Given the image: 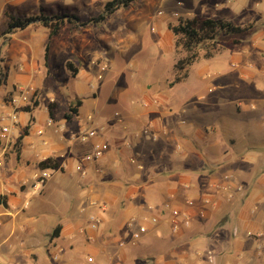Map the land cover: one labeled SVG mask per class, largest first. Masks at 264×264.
<instances>
[{
	"label": "crops",
	"instance_id": "crops-1",
	"mask_svg": "<svg viewBox=\"0 0 264 264\" xmlns=\"http://www.w3.org/2000/svg\"><path fill=\"white\" fill-rule=\"evenodd\" d=\"M35 2L6 0L0 23L6 12L14 15V7L26 11ZM256 6L261 10L249 42L228 49L225 62L219 58L224 70L197 77L200 84H212L189 94L179 107L168 93L188 81L191 67L186 78L171 85L173 78L170 89L140 83L129 98L111 94L117 105L112 112L100 106L112 98L92 92L93 68L78 62V73L70 76L64 64L67 77L76 81L74 99L58 83L48 90L64 98L63 105L67 98L69 107L58 114V101L51 113L49 101L38 128L33 127L36 107L23 110L13 131L16 139L29 126L0 173V264H209L207 249L215 251L213 264H264V237H247L264 232V0ZM39 25L8 34L12 44L31 48L30 29ZM32 76L26 67L11 72L10 81L29 85L35 83ZM78 100V114L68 120L70 105ZM91 128L102 131L78 140ZM103 144L108 149L100 159L84 160ZM49 158L60 167L48 169L46 186L33 194L34 175ZM175 209L191 214L190 226L173 229ZM153 216L158 223L148 222V232L134 242L136 226L129 222L141 224Z\"/></svg>",
	"mask_w": 264,
	"mask_h": 264
},
{
	"label": "rangeland",
	"instance_id": "rangeland-1",
	"mask_svg": "<svg viewBox=\"0 0 264 264\" xmlns=\"http://www.w3.org/2000/svg\"><path fill=\"white\" fill-rule=\"evenodd\" d=\"M5 1L0 0V18ZM35 1L36 5L26 11L14 7L12 16L24 19L37 15L67 14L77 16L79 24H82L99 16L106 2L110 0ZM257 1L261 0H233L231 3H227V0H137L129 7L115 11L103 23L97 25L78 27V21L67 23L54 39L46 38L49 29L42 24L33 26L29 33L33 34L34 38L31 48L27 50L15 47L10 35H5V22L10 16L6 12L5 22L0 23V114L5 110L7 100L14 96L16 88L25 84L19 81L11 82V72H22L26 67L33 75L35 83L29 85L34 87L35 94L23 110L32 106L34 101L38 102L33 113L36 118L34 128L42 124L49 101L56 107L59 101L58 114L69 104L67 98L64 100L66 103L61 104L64 98L60 95L53 97L51 92L54 91L48 89H53L58 83L59 89L74 99L72 86L76 81L67 77L64 68L65 64L70 76L73 75L68 68L69 62L76 67L78 62L83 61L86 66L93 68L96 77L92 79V92L98 93L100 90L103 100L112 98L111 94H117L122 100L129 98L138 92L140 83H150L149 87L154 85L161 91L170 89L169 83L177 73V63L187 56L186 51L175 45L174 35L169 30L170 25H177L194 17L224 19L248 28V31L240 36L246 44L256 29L258 12L261 10L256 6ZM227 39L221 37L219 49L212 60L204 58V52H200L198 59L189 69L188 81L177 85L174 91L168 93L175 106L184 105L189 94L205 91L212 84L209 81L200 84L196 80L197 77L214 75L225 69L218 66L220 63L217 61L221 58L225 62L230 55L225 47ZM47 45L49 51L46 59ZM196 82L201 85L199 88L196 87ZM112 101L113 98L111 103L105 106L100 102L99 104L106 111L113 112L117 105ZM97 112L98 110L95 111ZM25 116L30 118L31 115L27 113ZM23 131L24 128L22 133ZM13 138L15 139L14 136ZM18 138L17 136L15 140ZM15 146L10 152L16 151Z\"/></svg>",
	"mask_w": 264,
	"mask_h": 264
},
{
	"label": "trees",
	"instance_id": "trees-1",
	"mask_svg": "<svg viewBox=\"0 0 264 264\" xmlns=\"http://www.w3.org/2000/svg\"><path fill=\"white\" fill-rule=\"evenodd\" d=\"M137 0H110L106 2L103 12L94 18H91L85 23L79 24L81 26H86L90 24H100L103 23L108 16L113 14L115 11L121 8H127ZM78 21L79 18L75 15H53V16H29L22 18H16L14 16H9V21L7 23V28L5 35L10 33H15L19 30H25L35 23L42 24V26L49 29L50 39L57 36L62 27L66 23H74ZM169 30L174 35L175 45L187 52L186 58L180 60L177 65V73L171 85H174L188 75V69L194 64L198 59L200 52H204V58L208 59L215 55L219 49V41L221 37H227L225 41V47L230 50H237L242 45L241 35L248 31V28L235 25L234 23L224 20V19H212V18H199L194 17L188 19L184 22H180L177 25H170ZM49 45L46 47V59L48 56ZM68 68L75 76L78 73L77 68L74 67L73 63H68ZM38 102L34 101L32 106H29L24 111H32L37 107ZM81 105V101H76L75 104H71L69 108V113L66 114L68 120L72 119L74 115L78 114V108ZM55 107V104L50 105V112ZM29 126L24 128L23 133L20 135L17 146L20 144L21 140L28 135ZM2 144L0 140V145ZM16 146V147H17ZM60 167V163L54 158H49L42 161L39 164L41 170L44 169H56Z\"/></svg>",
	"mask_w": 264,
	"mask_h": 264
},
{
	"label": "built area",
	"instance_id": "built-area-1",
	"mask_svg": "<svg viewBox=\"0 0 264 264\" xmlns=\"http://www.w3.org/2000/svg\"><path fill=\"white\" fill-rule=\"evenodd\" d=\"M35 94L34 87L31 85H22L18 86L15 90L14 96H12L9 100H7L6 108L0 114V140L2 144L0 145V173L4 168V163L6 160L7 154L14 148L16 144V140L13 138V131L18 127V123L20 120V113L23 111V108L27 106L32 99V96ZM92 120V117H89ZM53 121L49 120L48 125H52ZM100 129L91 128L88 130H84L78 134V140L81 142H86L92 138H95L100 133ZM148 131H145L147 133ZM108 149L107 144H103L98 146L94 152L89 153L84 156L85 161H93L100 159L105 151ZM78 170L83 171V168L80 166ZM50 178V173L48 169L38 171L33 178L32 190L33 194H40L42 189L46 186L48 180ZM29 203H27L28 205ZM93 205H96L101 210L106 209V204H100L99 202H93ZM189 206H193L192 201H188ZM203 216L204 212H200ZM96 221V220H95ZM158 218L153 217H144L143 223L137 224L136 220H131L129 222V226L131 228H136L132 232V238L134 242L139 241L144 234L148 232L147 223L156 224L158 223ZM193 221V217L190 213L182 212L181 210L175 209L171 213V223L172 227L175 231L179 230L182 226H190ZM95 226V225H94ZM233 234L235 236L239 235V230L235 229ZM262 238L264 237V232H260L258 234H253L252 232L247 233V237ZM204 256L209 264L215 263L216 254L213 249H207L204 252ZM56 258V257H55ZM89 262H93V258L88 259Z\"/></svg>",
	"mask_w": 264,
	"mask_h": 264
}]
</instances>
